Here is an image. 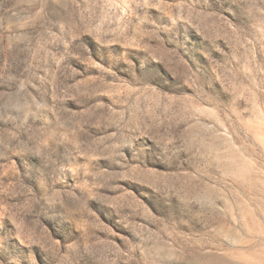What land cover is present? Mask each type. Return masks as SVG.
Wrapping results in <instances>:
<instances>
[{
	"label": "rangeland",
	"instance_id": "1",
	"mask_svg": "<svg viewBox=\"0 0 264 264\" xmlns=\"http://www.w3.org/2000/svg\"><path fill=\"white\" fill-rule=\"evenodd\" d=\"M0 264H264V0H0Z\"/></svg>",
	"mask_w": 264,
	"mask_h": 264
}]
</instances>
